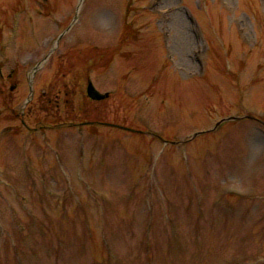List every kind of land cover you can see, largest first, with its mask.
Listing matches in <instances>:
<instances>
[{
	"label": "rangeland",
	"instance_id": "1",
	"mask_svg": "<svg viewBox=\"0 0 264 264\" xmlns=\"http://www.w3.org/2000/svg\"><path fill=\"white\" fill-rule=\"evenodd\" d=\"M0 264H264V0H0Z\"/></svg>",
	"mask_w": 264,
	"mask_h": 264
},
{
	"label": "water",
	"instance_id": "2",
	"mask_svg": "<svg viewBox=\"0 0 264 264\" xmlns=\"http://www.w3.org/2000/svg\"><path fill=\"white\" fill-rule=\"evenodd\" d=\"M88 95L93 98V99H104L106 98L109 93H103L101 91H99L94 84L91 82L88 86ZM126 129H130L128 127H124Z\"/></svg>",
	"mask_w": 264,
	"mask_h": 264
},
{
	"label": "flooded vegetation",
	"instance_id": "3",
	"mask_svg": "<svg viewBox=\"0 0 264 264\" xmlns=\"http://www.w3.org/2000/svg\"><path fill=\"white\" fill-rule=\"evenodd\" d=\"M11 77H12V74H10L9 75V78L11 79ZM14 87V86H13ZM87 99L90 101V102H95V103H98V102H101V101H104V99H102V100H94V99H91L90 97H88L87 96ZM83 122H86V124L84 123L83 125H95V124H97V123H100V122H102V121H99V120H97V119H90V120H85V121H83ZM83 122H81V123H83ZM33 129H34V127H33Z\"/></svg>",
	"mask_w": 264,
	"mask_h": 264
}]
</instances>
